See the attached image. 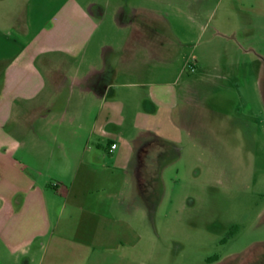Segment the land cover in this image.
Listing matches in <instances>:
<instances>
[{
  "label": "rangeland",
  "instance_id": "1",
  "mask_svg": "<svg viewBox=\"0 0 264 264\" xmlns=\"http://www.w3.org/2000/svg\"><path fill=\"white\" fill-rule=\"evenodd\" d=\"M76 1L98 23L91 46L99 57L117 50L120 66L142 71L119 80H142L144 71H155V66L160 71L164 64L166 72L151 80H173L178 95L172 118L181 137L159 140L167 148L158 154L156 177L148 182L150 195L130 179L118 195L117 186L111 184L109 193H103L93 179L73 187V205L97 204L102 196L104 204L125 203L115 211L125 219L119 234L125 238L126 255L104 264H264V0ZM20 3L15 4V21ZM136 29L148 36L136 38ZM127 42L135 49H124ZM40 66L48 77L51 69ZM54 68L58 78L68 79V65ZM70 82L60 95L72 94L71 107L87 99L94 102L92 94ZM147 88L124 86L126 94ZM78 97L80 103L74 102ZM128 101L131 108L138 103L144 108V100ZM69 126L65 121L61 130L54 128L44 138L48 143L75 142L80 154L87 140L92 146L98 139L87 130L74 138ZM121 133L130 138L134 131L127 123ZM148 151L154 155L155 149ZM92 156L86 150L84 159ZM41 169L44 180L56 183L53 166ZM88 219L96 226L101 216L95 212ZM101 220L106 228L112 224L109 217ZM101 231V224L93 229L94 235ZM0 264L28 263L25 256H8L0 247Z\"/></svg>",
  "mask_w": 264,
  "mask_h": 264
},
{
  "label": "crops",
  "instance_id": "2",
  "mask_svg": "<svg viewBox=\"0 0 264 264\" xmlns=\"http://www.w3.org/2000/svg\"><path fill=\"white\" fill-rule=\"evenodd\" d=\"M19 3L15 21V4ZM97 26L76 0H0V247L8 256H25L28 264L123 260L126 244L119 231L125 219L116 211L124 208V201L104 204L102 196L97 204L73 205V187L79 189L85 179L86 184L93 179L103 193L117 186L114 194L118 195L129 179L140 184L139 152L144 145L181 137L180 126L172 118L178 96L170 84L173 80H151L162 76L167 66L144 71L139 81L119 80L142 71L138 66H120L117 50H109L101 59L98 49L91 46ZM134 36L148 34L136 29ZM132 46L127 42L124 49ZM62 62L68 65V79L58 78L52 69ZM40 64L52 74L47 77ZM69 78L70 86L92 94L96 107L87 99L73 108L72 94L61 97V87ZM126 84L148 88L126 94ZM131 98L144 100V108L137 107L139 103L131 108L125 102ZM79 99L74 102L80 103ZM65 121L74 138L87 130L98 139L92 146L87 140L81 154L75 142L48 143L45 133L61 130ZM127 123L134 131L130 138L121 133ZM114 142L116 148L109 151ZM89 149L94 156L85 160ZM45 164L56 170V183L44 180L41 168ZM95 212L101 219L111 218V226L106 228L101 219L95 226L88 219ZM99 224L102 231L94 235ZM133 242L128 246L134 250Z\"/></svg>",
  "mask_w": 264,
  "mask_h": 264
},
{
  "label": "flooded vegetation",
  "instance_id": "3",
  "mask_svg": "<svg viewBox=\"0 0 264 264\" xmlns=\"http://www.w3.org/2000/svg\"><path fill=\"white\" fill-rule=\"evenodd\" d=\"M149 149H155L154 155L153 153H150L148 151ZM167 146L164 145V147H161L159 144V139L158 140H152L146 145H144L140 152H139V163H138V168L139 172H141V176L143 177L144 180V185L146 186L147 193L143 190V192L146 195H150L152 193V189L149 186L148 182H151L156 176V160L158 159V154H160L163 151H166ZM140 182V181H139ZM141 185V184H140Z\"/></svg>",
  "mask_w": 264,
  "mask_h": 264
},
{
  "label": "trees",
  "instance_id": "4",
  "mask_svg": "<svg viewBox=\"0 0 264 264\" xmlns=\"http://www.w3.org/2000/svg\"><path fill=\"white\" fill-rule=\"evenodd\" d=\"M139 181H140V184H141L142 189L147 193L146 186L143 184L144 183V180H143V177L141 176V172H139ZM212 259L216 260L217 258L215 256V257H210L207 260L208 261H211Z\"/></svg>",
  "mask_w": 264,
  "mask_h": 264
},
{
  "label": "built area",
  "instance_id": "5",
  "mask_svg": "<svg viewBox=\"0 0 264 264\" xmlns=\"http://www.w3.org/2000/svg\"><path fill=\"white\" fill-rule=\"evenodd\" d=\"M117 146V144L114 142V143H111L110 144V147H109V151H112L113 149H115Z\"/></svg>",
  "mask_w": 264,
  "mask_h": 264
}]
</instances>
